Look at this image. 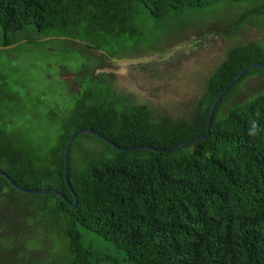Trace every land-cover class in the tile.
<instances>
[{
  "label": "trees",
  "instance_id": "trees-1",
  "mask_svg": "<svg viewBox=\"0 0 264 264\" xmlns=\"http://www.w3.org/2000/svg\"><path fill=\"white\" fill-rule=\"evenodd\" d=\"M244 1L0 0V27L4 47L21 41L42 47L47 38L75 42L99 27L124 26L142 9L161 19ZM252 15L264 16V3L240 23ZM256 63H264V46L230 49L183 119L155 115L148 105L134 104L114 90L105 74L91 71V79L81 83L88 86L74 94L73 106L61 117L55 143L48 136L31 138L20 127H7L8 117L20 116L23 98L8 83L0 85V171L21 187L55 190L73 203L64 174V151L73 133L90 128L122 148H175L208 131L215 99ZM252 72L222 98L210 136L178 152H118L91 135L77 137L70 155V180L78 198L74 209L54 195L21 193L0 177V223L5 224V205L35 208L23 216L57 232L64 264H119L95 248L89 234L122 252L124 264H264V94L223 112ZM82 138L108 151L79 172L76 150Z\"/></svg>",
  "mask_w": 264,
  "mask_h": 264
},
{
  "label": "rangeland",
  "instance_id": "rangeland-1",
  "mask_svg": "<svg viewBox=\"0 0 264 264\" xmlns=\"http://www.w3.org/2000/svg\"><path fill=\"white\" fill-rule=\"evenodd\" d=\"M262 3L264 0L223 2L161 19L142 9L124 26L99 27L75 42L47 40L42 47L24 42L5 49L0 27V85L8 83L23 98L24 106L19 117L7 118V127H20L31 138L48 136L55 143L61 130L59 121L73 106L80 85L88 86L81 83L91 79V71L96 76L105 74L112 88L132 103L148 105L157 116L183 119L230 49L251 43L264 46V16L252 15L240 23L244 15ZM86 44L98 51L88 50ZM100 54L117 60L150 61L123 66ZM262 94L264 69H256L237 86L223 112ZM77 145L79 172L108 151L90 138L78 140ZM35 211L27 205H5V224L0 223V264L65 263L64 246L57 232L49 226H35V220L25 218ZM89 235L95 248L124 264L122 252L100 237Z\"/></svg>",
  "mask_w": 264,
  "mask_h": 264
},
{
  "label": "water",
  "instance_id": "water-1",
  "mask_svg": "<svg viewBox=\"0 0 264 264\" xmlns=\"http://www.w3.org/2000/svg\"><path fill=\"white\" fill-rule=\"evenodd\" d=\"M51 38H47L45 40H50ZM57 39V38H56ZM61 40H72L71 38H67V37H62L59 38ZM76 41V40H75ZM25 41H21L20 43H16L10 46H5L3 48L5 49H12L15 48L17 46H19L20 44L24 43ZM109 57V56H108ZM150 61V59H135V60H117V59H113L111 58V62L112 63H117L120 65H142L145 62ZM256 69H264V63H256L253 64L247 68H245L243 71H241L226 87L225 89L220 93V95L215 99L213 105L211 106L210 109V113H209V117H208V123H207V129L208 131L195 139H192L190 141H187L185 143H182L181 145L175 147V148H171V149H166V150H162V149H157L155 147L152 146H138V147H134V148H122L117 146L115 143H113L112 141H110L109 139H107L106 137L100 135L98 132L94 131L93 129H83V130H79L75 133H73L71 135V137L69 138V140L67 141L66 147H65V151H64V174H65V181H66V185L69 189V191L71 192V194L73 195L75 201L72 203L70 202L62 193L55 191V190H31V189H27L24 187H21L19 185H17L6 173L0 171V177L4 178L5 180L8 181V183L17 191L24 193V194H28V195H54L57 196L59 198H61L65 203H67L68 205H70L71 208H76L77 207V203H78V198L77 195L75 194V191L72 187L71 184V180H70V155H71V149H72V145L75 141V139L79 136L82 135H91L95 138H97L98 140L104 142L105 144H107L108 146H110L112 149L117 150L118 152H136V151H151V152H155V153H163V154H171V153H175L178 152L188 146H191L193 144H196L198 142L204 141L206 140L209 136H210V129L213 123V119H214V115H215V111L219 105V103L221 102L222 98L231 90V88L242 78L244 77L246 74H248L250 71L252 70H256Z\"/></svg>",
  "mask_w": 264,
  "mask_h": 264
},
{
  "label": "flooded vegetation",
  "instance_id": "flooded-vegetation-1",
  "mask_svg": "<svg viewBox=\"0 0 264 264\" xmlns=\"http://www.w3.org/2000/svg\"><path fill=\"white\" fill-rule=\"evenodd\" d=\"M107 59L111 62V57L108 58V56H107ZM111 63H112V62H111ZM110 85H112V84L110 83ZM80 89L82 90V86H81V85H80ZM79 91H80V90H79ZM79 91H78V92H79ZM78 92H77V93H78Z\"/></svg>",
  "mask_w": 264,
  "mask_h": 264
}]
</instances>
